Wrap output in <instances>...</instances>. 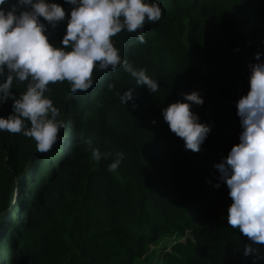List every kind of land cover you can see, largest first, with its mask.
<instances>
[{
  "label": "trees",
  "instance_id": "1",
  "mask_svg": "<svg viewBox=\"0 0 264 264\" xmlns=\"http://www.w3.org/2000/svg\"><path fill=\"white\" fill-rule=\"evenodd\" d=\"M48 2L60 4L66 17L72 7ZM157 3L160 20L138 30L144 44L127 31L112 38L123 59L156 80L155 93L122 66L94 69L87 92L72 93L67 81L49 84L46 95L64 128L48 152L22 134L0 132V264H139L175 234L184 241L163 264H253L261 256L264 245L227 224L232 201L214 165L239 142L235 103L249 90L255 54L264 53V0ZM64 32L60 23L51 42L59 44ZM129 88L135 108L120 102ZM25 90L26 82L13 81L17 97ZM192 91L204 103L191 111L210 126L196 153L161 115ZM11 104H0V117L11 114ZM89 143L102 153L99 161ZM116 152L124 158L109 172ZM246 244L257 251L244 256Z\"/></svg>",
  "mask_w": 264,
  "mask_h": 264
},
{
  "label": "clouds",
  "instance_id": "2",
  "mask_svg": "<svg viewBox=\"0 0 264 264\" xmlns=\"http://www.w3.org/2000/svg\"><path fill=\"white\" fill-rule=\"evenodd\" d=\"M65 9L48 0H0V104L12 101L11 114L0 117V132L22 134L35 141L38 152H48L57 143L64 122L60 110L46 93L49 84L67 81L70 91L87 92L93 88L94 69L115 72L117 66L134 78L136 85L155 93L159 86L144 68H134L121 57L112 38L122 31L136 34L144 44L145 21H159L162 9L157 0H64ZM41 18L45 23L41 22ZM60 23L65 32L59 44L50 36ZM51 29V31H49ZM264 53L257 52L256 63L249 66V90L235 103L241 132L226 157L214 168L219 181L226 184L232 203L227 210V224L254 244L264 245ZM26 82V90L17 97L11 91L13 81ZM114 85L109 83L111 89ZM186 102H174L161 109L170 131L184 141L186 150L199 152L210 126L200 123L193 105L204 103L198 91L183 94ZM120 102L136 107L133 89L120 94ZM27 122V125H26ZM155 123V121H153ZM30 125V126H28ZM91 158L102 153L89 143ZM124 158L116 152L108 165L115 172ZM214 187L219 188L217 183ZM257 250L244 245L243 255ZM259 255L253 259V264Z\"/></svg>",
  "mask_w": 264,
  "mask_h": 264
},
{
  "label": "rangeland",
  "instance_id": "3",
  "mask_svg": "<svg viewBox=\"0 0 264 264\" xmlns=\"http://www.w3.org/2000/svg\"><path fill=\"white\" fill-rule=\"evenodd\" d=\"M183 241L184 237L179 234L161 238L151 248L148 255L139 261V264H163L164 256L172 252V247ZM261 257H264V250H262ZM263 262L264 259H260L258 263L264 264Z\"/></svg>",
  "mask_w": 264,
  "mask_h": 264
},
{
  "label": "bare ground",
  "instance_id": "4",
  "mask_svg": "<svg viewBox=\"0 0 264 264\" xmlns=\"http://www.w3.org/2000/svg\"><path fill=\"white\" fill-rule=\"evenodd\" d=\"M264 263V262H263Z\"/></svg>",
  "mask_w": 264,
  "mask_h": 264
}]
</instances>
